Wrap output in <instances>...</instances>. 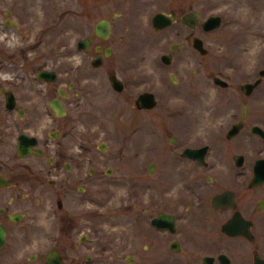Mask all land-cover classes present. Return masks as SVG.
I'll use <instances>...</instances> for the list:
<instances>
[{
  "label": "flooded vegetation",
  "instance_id": "flooded-vegetation-1",
  "mask_svg": "<svg viewBox=\"0 0 264 264\" xmlns=\"http://www.w3.org/2000/svg\"><path fill=\"white\" fill-rule=\"evenodd\" d=\"M190 9L178 5L163 11H172L174 20L158 30L151 23L158 11L151 15L153 32L170 29L172 38L157 65H130L126 71L117 65L109 16L96 20L93 35L80 38L90 37L85 50L78 48L80 39L76 42L83 53L93 49L90 65L104 70L111 95L130 101L135 111L148 112L147 121L154 115L163 118V145L158 152L149 151L144 207L135 200L137 191L131 192V232L112 242H94L89 252L83 233L87 213L80 208L96 169L89 166L93 158L83 115L72 107L82 101L85 90L77 89V83L85 69L76 79L62 81L56 68L44 66L34 54L40 42L26 25L35 7L19 0L0 5V224L6 237L5 219L19 223L26 233L48 217L54 230L49 246L30 259L47 264L50 254L60 264H264V98L248 97L264 76L259 69L256 78L243 82L241 98H214L201 106L200 88L193 82L198 70L180 72L177 66L191 62L196 50L192 37L200 14L196 11L194 28L180 22ZM103 19L110 23L107 37L95 33V24ZM172 44L178 47L171 49ZM96 57L99 64L93 65ZM42 69L52 71L54 78H41ZM28 75L32 82L25 81ZM258 78L245 93L242 85ZM144 92L153 94L155 104L138 108ZM21 142L30 143L32 152H21ZM112 170L107 166L105 173Z\"/></svg>",
  "mask_w": 264,
  "mask_h": 264
},
{
  "label": "rangeland",
  "instance_id": "rangeland-1",
  "mask_svg": "<svg viewBox=\"0 0 264 264\" xmlns=\"http://www.w3.org/2000/svg\"><path fill=\"white\" fill-rule=\"evenodd\" d=\"M10 1L16 0H0V5ZM19 1L35 7L31 23L26 27L30 28L31 37L40 42L34 53L38 54V61L56 68L60 79L66 83L85 74L77 83V89L85 90L82 101L72 107L74 112L83 115L89 155L93 158L89 166L96 169L87 184L86 201L80 208L87 213L83 233L87 235L85 243L91 252L92 243L112 242L116 236L131 232L134 226L131 192L133 189L137 191L135 200L144 207L149 151L153 148L158 152L163 145L160 133L163 118L154 115L147 121L148 112L135 111L130 101L111 95L101 73L104 70L90 65L93 49L86 53L79 51L77 40L93 35L96 20L109 16L113 20L112 45L116 50L113 59L126 71L130 65H157L160 53L168 50L172 39L170 29L153 32L150 17L154 12L183 5L196 9L201 21L209 15L219 14L222 22L218 28L205 31L200 26L195 29L208 52L201 55L194 50L191 62L177 63L178 71L198 70L193 82L198 84L194 87L200 88L201 106L214 98L237 99L244 96L240 85L256 78L259 69L264 67V0ZM138 10L143 11L136 16ZM115 11L122 15L113 17ZM179 39L177 36L175 40ZM94 41L98 42L97 37ZM128 54L133 58L129 59ZM213 75L225 79L228 86L214 84ZM31 77L28 75L25 81L32 82ZM39 87L44 88V84L40 83ZM73 90H69L72 95ZM39 97L43 99L45 94L40 93ZM248 97L264 98V78L259 89ZM101 142L105 144L104 149L98 148ZM107 166L113 169L110 174L105 173ZM138 215L142 217V212ZM5 222L8 233L5 244L0 247V264H45L42 259H30V255L49 246L54 232L50 219L41 218L32 228L34 232L26 233L20 229L19 223L7 219Z\"/></svg>",
  "mask_w": 264,
  "mask_h": 264
},
{
  "label": "water",
  "instance_id": "water-1",
  "mask_svg": "<svg viewBox=\"0 0 264 264\" xmlns=\"http://www.w3.org/2000/svg\"><path fill=\"white\" fill-rule=\"evenodd\" d=\"M174 20L173 17V12H163V11H158L152 16V27L156 30L162 29L168 25H170ZM198 20V13L194 9H190L185 11L181 16H180V22L190 28H194L196 26ZM222 18L219 14H212L207 16L205 19H203L200 22V26L203 30L205 31H210L215 28H218L221 25ZM110 32V23L107 19L100 20L95 24V33L97 35H100L102 37H107ZM90 42V37H86L84 39H80L78 41V48L80 50H85ZM192 45L193 47L198 51L199 54L204 55L208 52V49L205 47L204 42L201 37L198 35H193L192 37ZM178 45L172 44L171 49L177 48ZM162 59L164 62L168 63V55L164 54L162 55ZM99 58H95L92 60L93 65H98L99 64ZM38 75L41 78L44 79H53L54 75L52 71H47V70H40L38 72ZM260 76H264V68L260 69L259 71ZM212 81L220 86H226L228 82L223 79L222 77L215 75L212 78ZM114 80L112 79V84H114ZM260 82V78L256 79L254 82H246L242 85V89L244 90L245 93H249L251 89L257 85ZM155 104L154 96L150 92H144L139 95L137 101H136V106L138 108L141 107H151ZM105 144L100 143L99 148H104ZM19 149L21 152L24 154H28L32 152L31 150V144L30 143H20L19 144ZM12 219H16L15 217H12ZM6 241V228L3 224H0V247H2L5 244ZM46 263L47 264H60V261L55 259L53 260L51 258V255L48 254L46 256Z\"/></svg>",
  "mask_w": 264,
  "mask_h": 264
}]
</instances>
